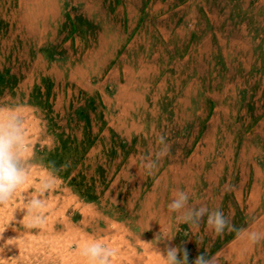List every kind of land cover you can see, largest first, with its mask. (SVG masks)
Segmentation results:
<instances>
[{
    "label": "rangeland",
    "instance_id": "374dc122",
    "mask_svg": "<svg viewBox=\"0 0 264 264\" xmlns=\"http://www.w3.org/2000/svg\"><path fill=\"white\" fill-rule=\"evenodd\" d=\"M0 109L22 120L27 171L0 206L3 264H85L91 239L112 264L172 246L189 264H264V241L167 207L184 190L264 232V0H0ZM161 134L170 154L148 176L133 165ZM44 182L28 228L21 195Z\"/></svg>",
    "mask_w": 264,
    "mask_h": 264
},
{
    "label": "clouds",
    "instance_id": "9594fccd",
    "mask_svg": "<svg viewBox=\"0 0 264 264\" xmlns=\"http://www.w3.org/2000/svg\"><path fill=\"white\" fill-rule=\"evenodd\" d=\"M2 111L0 109V112ZM23 140L21 118L12 114L6 118L0 115V206L9 202L17 194L18 189L25 184L27 171L20 158ZM157 145L158 149L151 156L141 155L133 165L135 167L138 165L148 176L153 175L159 161L170 154V145L165 135L161 134L157 137ZM50 187V183L44 182L35 195L31 197L21 195L24 199L22 209L26 210V227H38L43 222V217L38 214V210L45 207V201L41 197ZM189 200L188 192L177 190L174 198L167 205L168 210L177 214L176 219L183 223L198 226L206 219V223L217 235H223L225 232L236 233L237 236L242 234L251 246L264 241V232L238 228L231 223L222 210H210L207 206L193 207L190 206ZM3 231L0 230V233ZM173 237L167 239L171 240ZM155 239L156 244L161 241L157 236ZM154 251L160 259V264H189L187 250L179 246L166 247L163 251H158L154 247ZM80 255L85 264H112L116 250L100 240L91 239L82 244ZM4 260L0 258V264H3ZM191 264H213V260L206 253H202Z\"/></svg>",
    "mask_w": 264,
    "mask_h": 264
}]
</instances>
